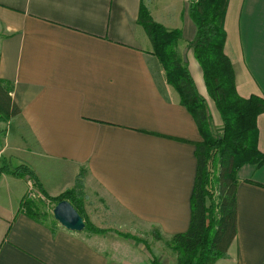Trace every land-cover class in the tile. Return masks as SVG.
I'll use <instances>...</instances> for the list:
<instances>
[{"label": "crops", "instance_id": "1", "mask_svg": "<svg viewBox=\"0 0 264 264\" xmlns=\"http://www.w3.org/2000/svg\"><path fill=\"white\" fill-rule=\"evenodd\" d=\"M192 1L0 0V77L21 110L0 121V264H152L155 247L126 234L153 231L171 241L188 230L202 135L139 14L145 7L182 30L179 53L220 127L189 47L197 34ZM225 29L238 92L264 97L256 77L264 74V0H229ZM258 131L264 152V113ZM12 135L36 158L12 153L20 152ZM13 158L27 162L49 195L78 190L63 199L103 233L69 230L33 211L23 202L26 176L1 171L23 164ZM44 162L68 176L56 192L40 178ZM237 177V235L215 264H264V163L243 165Z\"/></svg>", "mask_w": 264, "mask_h": 264}, {"label": "trees", "instance_id": "2", "mask_svg": "<svg viewBox=\"0 0 264 264\" xmlns=\"http://www.w3.org/2000/svg\"><path fill=\"white\" fill-rule=\"evenodd\" d=\"M228 3L229 0L190 3L197 34L189 47L193 48L203 69L209 94L221 115L220 127L213 124L207 99L199 93L188 64L179 53L182 30L169 29L155 21L145 7L139 14V22L152 42L153 53L163 65L168 82L179 92L181 103L194 117L202 135L196 149L197 176L190 226L187 231L174 234L169 242L176 253L177 264H215L227 256L237 235V172L245 164L260 166L264 163V152L258 147V117L264 113V97L256 94L243 97L238 92L233 64L225 52ZM19 113L20 107L7 81L0 77V121ZM1 171L26 176L38 185V178L26 164ZM63 198L66 196L56 197V203ZM29 207L34 211V205ZM86 227L91 232L103 233L90 222ZM156 235L162 239L161 234ZM151 263L164 264L155 256Z\"/></svg>", "mask_w": 264, "mask_h": 264}, {"label": "rangeland", "instance_id": "3", "mask_svg": "<svg viewBox=\"0 0 264 264\" xmlns=\"http://www.w3.org/2000/svg\"><path fill=\"white\" fill-rule=\"evenodd\" d=\"M259 50H260L259 44L253 43V54L255 56ZM257 61H256V65L258 67ZM258 71H259V68H258ZM256 77H257V82L260 83V87H261V85L263 86V88L262 87L261 88L264 91V74H257ZM209 103L211 104V107L214 110V115H215L216 120H219V117L217 116V113H216V109L214 107V102L210 98H209ZM219 123H221V122H219ZM11 137H12V139H11L12 146L16 145L15 143H17L16 147L18 146L20 148V152H19V150L17 152H15L17 149H13L12 153H14V154H16V156H18V157L20 156L22 158H27V159H33V157L36 158V156H34V154H32L31 151H29L28 147L23 146L25 141H23L22 146H21L19 139H17V140L13 139V137H14L13 135ZM0 142H2L0 144L4 145V143H3L4 141H0ZM9 152H10V150H6L5 155H8ZM6 160H8V159H6ZM13 163H14L13 165H17L19 163H23V164L27 165V162L25 160L20 162L19 160L15 159V158H13ZM39 165L41 167V169L39 170L40 178L42 179V181L44 182L45 186L47 187V189L49 191L56 192L58 190L57 188L60 187V185L62 186V185H64V183H66V179L68 176H67L65 171L62 172L60 175V174L56 173L55 170L50 169L49 167H51V165H49L47 162L46 163L44 162V163L39 164ZM16 167L17 166H15L14 168H16ZM22 168H24V167H22ZM29 179L27 178V180L29 181L31 189L28 190L25 201L27 203L32 202L34 207L36 208L38 214H41L42 216L49 215V218H54L53 209H54L55 205L57 204L56 203V200H57L56 197H58L59 195L58 196H52V195L45 193L42 189L40 190L39 186L37 185V183L35 184L34 180H32V179L29 180ZM77 184L80 185V180L77 181ZM74 190L75 189L69 190V192H72ZM77 191L78 190H75V192H77ZM67 194H68V191H66L64 194L62 193L60 195L63 196V195H67ZM69 194H71V193H69ZM84 201H86V199L83 197L77 201L80 204L81 208H83ZM88 222H90V221H88ZM152 232H151V234H147L146 232H141V233L135 234V235L129 234L130 236H124V237H130L131 239H135V240L140 241V242H146L149 244V246L153 245L155 247V250H154L152 256L157 257L158 260L163 262L164 264H177V256L169 244L170 240H168V237H162V239H158L156 233H152Z\"/></svg>", "mask_w": 264, "mask_h": 264}, {"label": "water", "instance_id": "4", "mask_svg": "<svg viewBox=\"0 0 264 264\" xmlns=\"http://www.w3.org/2000/svg\"><path fill=\"white\" fill-rule=\"evenodd\" d=\"M53 214L54 218L69 230L83 231L86 228L84 217L67 199H62L55 205Z\"/></svg>", "mask_w": 264, "mask_h": 264}, {"label": "built area", "instance_id": "5", "mask_svg": "<svg viewBox=\"0 0 264 264\" xmlns=\"http://www.w3.org/2000/svg\"><path fill=\"white\" fill-rule=\"evenodd\" d=\"M28 183H29V181H28ZM31 189V187H30V184H29V190Z\"/></svg>", "mask_w": 264, "mask_h": 264}]
</instances>
